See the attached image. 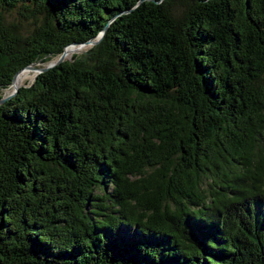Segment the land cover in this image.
I'll list each match as a JSON object with an SVG mask.
<instances>
[{"label": "trees", "instance_id": "16d2710c", "mask_svg": "<svg viewBox=\"0 0 264 264\" xmlns=\"http://www.w3.org/2000/svg\"><path fill=\"white\" fill-rule=\"evenodd\" d=\"M104 24L0 102V264H264V0H0V96Z\"/></svg>", "mask_w": 264, "mask_h": 264}, {"label": "water", "instance_id": "95a60500", "mask_svg": "<svg viewBox=\"0 0 264 264\" xmlns=\"http://www.w3.org/2000/svg\"><path fill=\"white\" fill-rule=\"evenodd\" d=\"M105 27V24L104 26L98 31L97 34L89 37L88 39L86 40H83V41H73V42H69L67 44H65L63 46V49L62 51L57 55L55 56V58L53 59H49L47 62H45L44 64L38 66V67H34L33 64L35 62H30V63H27L25 64L24 66L18 68L14 73L13 75L11 76V80H10V88L2 95L0 96V102H2L4 99L8 98L9 96H11L16 90H17V87L20 85V83H15L14 82V76H15V73L21 69V68H35V73L33 74L32 78L30 79V81L34 78L35 74L38 72V71H41V70H44L46 69L47 67L59 62L60 60L64 59L65 56L63 54V51H64V48L68 45V44H73V43H79V44H85V45H90V44H93L95 42H97L99 40V38L101 37L102 33H103V29ZM29 81V82H30Z\"/></svg>", "mask_w": 264, "mask_h": 264}, {"label": "rangeland", "instance_id": "374dc122", "mask_svg": "<svg viewBox=\"0 0 264 264\" xmlns=\"http://www.w3.org/2000/svg\"><path fill=\"white\" fill-rule=\"evenodd\" d=\"M4 16L7 20H16L18 21V16H17V12H16V9L15 8H10V9H7L4 11ZM20 22L19 24H22L24 27H27L28 26V21L26 20H20L18 21ZM87 45H85L84 47H86ZM55 57H51L50 59H53ZM46 62V61H45ZM45 62H35L33 64L34 67H38L42 64H44ZM28 68L29 69V76L26 77L22 82H20V84H23V83H28L30 81V79L32 78L33 74L35 73V68ZM10 88V86L8 88L5 89V92Z\"/></svg>", "mask_w": 264, "mask_h": 264}, {"label": "bare ground", "instance_id": "6f19581e", "mask_svg": "<svg viewBox=\"0 0 264 264\" xmlns=\"http://www.w3.org/2000/svg\"><path fill=\"white\" fill-rule=\"evenodd\" d=\"M85 44H79V43H73L68 44L63 51V54L65 57H69L73 52H80L83 50ZM21 73V74H20ZM20 75V76H19ZM29 76V69L23 68L20 71H18L14 76V82L20 83L22 82L26 77Z\"/></svg>", "mask_w": 264, "mask_h": 264}]
</instances>
